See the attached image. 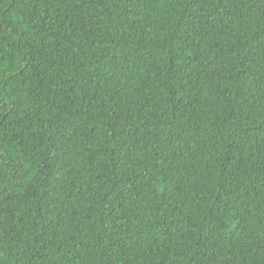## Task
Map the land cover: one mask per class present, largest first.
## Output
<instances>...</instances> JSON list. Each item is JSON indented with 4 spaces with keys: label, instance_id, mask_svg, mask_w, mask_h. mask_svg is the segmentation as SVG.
I'll list each match as a JSON object with an SVG mask.
<instances>
[{
    "label": "trees",
    "instance_id": "trees-1",
    "mask_svg": "<svg viewBox=\"0 0 264 264\" xmlns=\"http://www.w3.org/2000/svg\"><path fill=\"white\" fill-rule=\"evenodd\" d=\"M0 264H264V0H0Z\"/></svg>",
    "mask_w": 264,
    "mask_h": 264
},
{
    "label": "snow or ice",
    "instance_id": "snow-or-ice-1",
    "mask_svg": "<svg viewBox=\"0 0 264 264\" xmlns=\"http://www.w3.org/2000/svg\"><path fill=\"white\" fill-rule=\"evenodd\" d=\"M226 15L230 16V15H231V13H230V12H227V13H226Z\"/></svg>",
    "mask_w": 264,
    "mask_h": 264
}]
</instances>
